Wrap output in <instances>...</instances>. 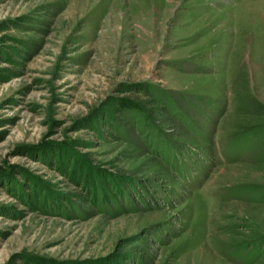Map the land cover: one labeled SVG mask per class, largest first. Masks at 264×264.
<instances>
[{"label": "rangeland", "instance_id": "374dc122", "mask_svg": "<svg viewBox=\"0 0 264 264\" xmlns=\"http://www.w3.org/2000/svg\"><path fill=\"white\" fill-rule=\"evenodd\" d=\"M263 191L264 0H0V264H264Z\"/></svg>", "mask_w": 264, "mask_h": 264}, {"label": "trees", "instance_id": "16d2710c", "mask_svg": "<svg viewBox=\"0 0 264 264\" xmlns=\"http://www.w3.org/2000/svg\"><path fill=\"white\" fill-rule=\"evenodd\" d=\"M120 102H121L120 105H121L122 107L127 108V106H128V107H131V106H132L130 102H123V101H120ZM262 194H264V191L262 192ZM263 198H264V197H263Z\"/></svg>", "mask_w": 264, "mask_h": 264}]
</instances>
